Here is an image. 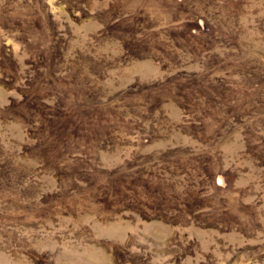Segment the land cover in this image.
Returning a JSON list of instances; mask_svg holds the SVG:
<instances>
[{
  "label": "rangeland",
  "instance_id": "obj_1",
  "mask_svg": "<svg viewBox=\"0 0 264 264\" xmlns=\"http://www.w3.org/2000/svg\"><path fill=\"white\" fill-rule=\"evenodd\" d=\"M0 264H264V0H0Z\"/></svg>",
  "mask_w": 264,
  "mask_h": 264
}]
</instances>
